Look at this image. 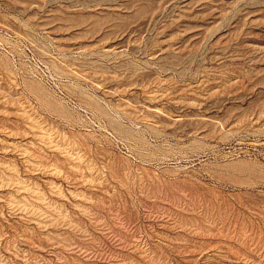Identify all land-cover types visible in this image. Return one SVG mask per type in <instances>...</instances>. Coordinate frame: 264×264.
I'll return each instance as SVG.
<instances>
[{
	"label": "rangeland",
	"instance_id": "374dc122",
	"mask_svg": "<svg viewBox=\"0 0 264 264\" xmlns=\"http://www.w3.org/2000/svg\"><path fill=\"white\" fill-rule=\"evenodd\" d=\"M0 264H264V0H0Z\"/></svg>",
	"mask_w": 264,
	"mask_h": 264
}]
</instances>
